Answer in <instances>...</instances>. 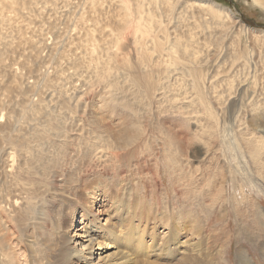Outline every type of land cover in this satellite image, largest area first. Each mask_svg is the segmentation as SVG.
Returning a JSON list of instances; mask_svg holds the SVG:
<instances>
[{"label": "rangeland", "instance_id": "obj_1", "mask_svg": "<svg viewBox=\"0 0 264 264\" xmlns=\"http://www.w3.org/2000/svg\"><path fill=\"white\" fill-rule=\"evenodd\" d=\"M114 1L0 0V54H3L0 58L4 59L0 63V133H10L14 140L7 143L4 151H0L2 158L9 157L11 153L14 160V166L7 176L13 181L7 187L3 183L4 192L0 194L6 209L1 214L4 216L5 230H0V242L5 246L8 264H37L31 254L36 247L42 259L40 264H61L62 250L77 248L75 242L64 243L65 236L71 238L76 232L73 230L74 217H78L77 213L74 215L75 207L83 206L73 196H65L49 185L42 186L41 190L62 196L57 205L50 207L45 225L39 224L41 222L37 220V215L29 216L20 209L23 193L33 191V187L27 176L16 173L17 164L25 156L17 144L26 140L30 147H34L37 141L32 133L45 123L46 117L54 123V118L58 123L60 119L67 129L65 140L69 141L70 154L76 152L74 148L81 150L87 140L86 133H95L96 125H107L111 130L122 133L129 128V124L140 126L143 135L134 146L122 152L131 153L132 158L122 163L121 167L123 170L130 169L126 173V182H123L126 191L128 187L131 189L130 205L134 203L133 194L139 191L146 195L150 207L148 223L145 222L147 219L143 220V226L136 217H132L135 219L131 223L138 225L135 230L142 233L145 241L137 249L141 250L146 245L144 251H149L160 246L159 261L175 264L173 256L167 253L171 239L175 240L180 235L181 240L196 241L188 231L191 225L190 228L197 233H201V227L206 233L202 245L207 248L204 249L207 263L264 264V218L259 215L258 209V205L264 209V190L258 191L240 175L241 169L247 167L244 165L248 162L247 154L242 159L238 148L232 154L226 149L227 143L220 145L208 135L209 127L214 132V124L201 110L203 107L198 103L192 76L188 74V69L193 67L201 72L199 86L207 99L206 103L218 115V123L224 114L230 118L226 142L236 141L241 146L240 134L247 128L253 131L250 121L252 114L264 126V7L254 4L253 0H198L216 4L215 8H223L228 16L220 12L218 20L211 19L195 6L190 8L189 3L198 1L181 0V6L168 18L167 4L151 0L144 7L151 9L152 6L157 19L162 20L166 27L167 34L157 26L152 27L148 34H140L136 31L137 15L132 1V21L126 25H123L117 1ZM81 16H85L83 21ZM136 37L147 48L150 60L142 61V49L135 43ZM177 37L184 45V52L180 54L181 59L171 63L169 49ZM153 39H157L159 48L163 49H154ZM91 44L94 45L90 47ZM93 46L95 51L90 53ZM167 129L175 132L176 137H168ZM111 130L108 133H112ZM129 131L131 129L126 133L130 134ZM215 141V147L209 149ZM42 146L50 148L49 145ZM101 154L102 163H107L108 170H111L109 155L106 152ZM141 156L144 162L138 166L136 162ZM170 156H175L176 161ZM66 160L67 157L63 156L62 162ZM96 164L92 162L90 166L95 167ZM178 169L182 170L181 174ZM187 174L189 177H186ZM106 176L103 175L102 179ZM251 176L254 182L261 181V177L254 172ZM88 180H95L92 183L97 184L100 176L93 172ZM116 180L117 177L112 178L114 184ZM107 186L109 193H112V188L110 190V186ZM239 189H243V197L238 194ZM75 194L85 198L83 190ZM102 195H105V191ZM184 206H188L195 215L175 224L172 218ZM94 207V211L99 208ZM102 210L100 207L99 211ZM8 212H12L11 216ZM69 212L71 219L68 218ZM159 217L166 224L163 220L159 222ZM194 222L200 230H197L199 228ZM132 224L127 223L126 230H130ZM73 239L79 242L74 237L70 241ZM168 240L169 245L166 243ZM98 242L101 245L92 255L93 261H97V253L102 251L101 247L105 244L100 237ZM133 243L126 247H130L132 257L135 256ZM112 252L113 248H108L100 255ZM147 254L145 252L143 256L147 261L155 259L154 254ZM74 260L63 263L72 264Z\"/></svg>", "mask_w": 264, "mask_h": 264}, {"label": "bare ground", "instance_id": "obj_2", "mask_svg": "<svg viewBox=\"0 0 264 264\" xmlns=\"http://www.w3.org/2000/svg\"><path fill=\"white\" fill-rule=\"evenodd\" d=\"M115 1H117V5L120 8V12H122L123 25H126V24L130 23V21H132L131 6L133 5V9L136 11V15H137V30L136 31L140 34H148L149 31H151L152 27H154V26H157V28H159V30H161L162 32L167 34L166 27H164V25L162 24L163 23L162 20L157 19L156 13H154L152 11L153 10L152 6H151V9L145 8L146 7L145 4L148 3V1H150V3L152 1H154V2L161 1V3L167 4L168 9H169V13L166 16L168 18L173 13H175L176 10H178L179 6H181V4H182L181 0H152V1L151 0H115ZM130 1H132V5H131ZM196 1H198V0H196ZM253 3L256 5H259V7H264V1L263 0H253ZM93 5H94V3H93ZM189 5H191L190 8L195 6L197 9H201L202 11H204L205 14L209 15L211 17V19L216 18L219 20L220 12L226 13L223 8H221V7L215 8V6H217L216 4H212V3L207 2V1H198V2L194 1V2L189 3ZM83 15L84 14H82V16ZM222 15L228 16L227 13L222 14ZM82 16H81V18H82ZM84 18H85V16L81 20L83 21ZM222 18H224V16ZM171 19H172V17H171ZM222 21H224V20H222ZM169 22H170V20H169ZM26 39H28V38H26ZM135 43H137L138 47H141V49H142V53H141L142 61L148 60L150 57V54L148 52H146L147 48H145L143 46V44L140 43L139 37H136ZM153 43H154V49H163V47L159 48V46H158L159 42L157 41V39L156 40L153 39ZM92 45H94V44H91L90 47H92ZM183 47H184V45H183L182 41L177 37L176 41H174L173 44L171 45V49H169V55H170L169 60L171 63H175L176 61H178V59H181L180 54L184 52ZM88 49H89V47H88ZM88 49H87V51H88ZM90 50H91L90 53H92V50L95 51L94 46H93V49L90 48ZM0 55L2 56L3 54H0ZM3 60L4 59L1 60V58H0V63H3ZM91 63L92 62L90 61L89 64H91ZM89 66H87V68H89ZM89 70H90V68H89ZM199 73H201V72H198V69H195L194 67L191 68L190 70L188 69V74L190 76H192L191 81H192V85L195 89V94L198 97V103H199V105H201L203 107L201 110H203V112L207 114V116L210 118L211 122L214 124L212 126L214 128V132L211 131L212 128L209 127L208 135L210 134V136L212 138H215L220 143V145L222 143H224V145L227 143L225 145L226 149H228V151H230L231 153L232 152L235 153V150L237 151V148H238V151H240L239 156H241L242 159H245V154H247L248 162L244 163V165H247V167L245 169H241L240 175H242L241 177L244 178L245 182H248L249 184H253L254 187L258 191L264 190V187L260 186V185L264 184V126H263V124L261 125V123H258L259 118H257V116L252 114L250 121H251L253 131H250V129L247 128L245 131H243L240 134V138H241L240 142H242L241 146H239L240 144L238 145V143L236 141L235 142L231 141V143L228 141L226 142V138H227L226 136L228 135L227 123L230 120V118H228L229 117L228 115L225 116V114H224L222 117V120L220 119L221 121H219V123H218V121H217V120H219L218 115L214 111V108L212 107L213 109H211L209 107V105L207 104L208 102L206 103L207 99L203 96V94L201 92L202 89L199 86V81H200L201 77H200ZM149 75L151 76L152 74H149ZM149 75H148V77L150 78ZM148 77H146V79H148ZM35 85H36V83H35ZM226 87H228V86H226ZM217 98H219V97H217ZM218 101H219V99H218ZM219 102L216 101L217 104H221ZM195 104L197 105V103H195ZM191 105L192 104H189V106H191ZM221 106L223 107V105H221ZM257 108H259V107H257ZM191 110H193V109H191ZM225 110L226 109L224 108L223 111H225ZM187 113H189L188 110H187ZM21 116H22V114H21ZM22 118H23V116H22ZM53 120L57 121V118H54ZM56 121L54 123L52 121V119L46 117L45 123L42 126H40L39 128L34 129V132L32 133V135H33V139L35 141H37V143H35L34 147L33 146L30 147L27 144V142H25L26 140L21 141V143L17 144V146L19 147V150L21 151V154H25V156H24V158H22L20 160V163L17 164L16 168H17L18 172H16V173L21 175V176H27L29 178V184L31 185V187H33V191H31V192H28V191L24 192L23 191L24 192L23 196H22L23 203L20 204V205H22L21 206L22 208H20V209L24 210V212L26 214H28L29 216L37 215V220H39V222H41L39 224H41V225L46 224V221H47V218H48V215L50 212L49 209L52 208L51 206L57 205L58 204L57 201H61L60 197H62V196L57 197L58 195L56 193H54L53 191H52V193H53V195H52V194H50L49 191L48 192H47V190L45 191V189L41 190L43 185L44 186L49 185V187L51 186L50 188H52V189L55 188L56 190L63 192L65 194V196H68V195L73 196L75 199H77L83 205L81 207L76 206L75 210H74V215L77 213L78 217H76V218L74 217L75 221L73 222V224L75 226L73 225V230L76 232H79V233L75 232L73 235L70 236L71 238H73V237L78 238L79 242L75 241V239L70 241L71 238H69L68 236L64 237V243L65 244H67L68 242H70V243L75 242V245H77V248L76 247H71V248L67 247V248L62 250V259H63L64 263H69L72 259H76L71 263L72 264H78V263L79 264H165L166 262L162 263L159 261L160 260L158 257L160 255L159 250L162 249V248H159V250H158V247H160V246L157 245L158 247H153L149 251L148 250L144 251L146 245H144L143 249H141V250L137 249V246L139 244H142V243L144 244L145 241L143 240L142 233L135 230L137 228V227L135 228V226L137 224L133 225L131 223L132 219H135L132 217H136L137 221H139L140 225H142L141 222L143 220L147 219V220H145V222L148 221L147 216L149 215L148 212H149L150 207L148 206V204H147L148 202L145 199L146 195H144L142 192H139V191H135V194H133L134 195V203L131 206L130 202L132 200L131 201L129 200L130 196H132L131 189L128 187L129 190L126 191L125 186L123 187V185H125V183H123V182L125 180H127V177H128L126 175V173H128L130 171V169L129 170L128 169L123 170L121 168L122 163H126L127 160H130L132 158V154L131 153H122V152L129 149L130 147L134 146L141 139V137L143 135V131L141 132L140 126H138V125L132 126L133 124H129L130 125L129 128H125L123 133H122V132H120V130H118V131H115L113 129L111 130L107 125H105L104 127H99L96 125L95 133H92L90 135H87V133H86L87 140L85 141V145L81 148V150L74 148V150L76 152H73L72 154H70L69 153L70 151L68 152V149L70 148V146L68 145L69 141L65 140V137L68 134L67 129H65L64 126H62L60 119H59V123H58V121L57 122ZM24 122H25V120H24ZM99 122L104 123V121H102V120H99ZM241 126L242 125H240V127ZM243 126H245V125H243ZM261 126H263V129H261ZM1 128H2V124H0V130H1ZM129 129H131V131H129L130 134H127L126 132ZM109 130H111L112 133H108ZM167 130H168L167 131L168 137H170L172 139L174 137H176L175 132H172L169 129H167ZM86 132H87V130H86ZM165 133H166V131H165ZM231 133H232V131H231ZM9 134L3 133V135H2L0 133V151H4V147L7 145V143H11L14 141L12 136ZM160 134H163V133H160ZM30 135H31V132H30ZM164 136H166V135H164ZM210 136H209V138H210ZM246 136H249V137L247 138ZM233 137H234V131H233ZM54 138H56V140ZM238 139H239V137H238ZM208 142L211 143L210 140ZM77 144H78V142H77ZM212 144L213 145H210L212 147L209 146V149L215 147L216 141L212 142ZM233 144L237 145V146L234 147ZM42 145H49V147L51 149L47 148V147L44 148ZM74 145H73V147H76ZM33 151H34V153H32ZM165 151H166V149H165ZM167 151H169V148ZM171 151H172V149H171ZM101 152H106L109 155L110 166H111L110 169L111 170H108V166H107L108 164L107 163H106V165L102 163L101 156L103 154H101ZM99 153L101 154V156L99 155ZM234 153H232V154H234ZM0 154H1V152H0ZM170 154H172V153H170ZM175 154H177V153L175 152ZM104 155H106V154H104ZM108 155H107V157H108ZM8 156L9 157H6V158H2V156H0V194H2V195L4 192L3 191L4 190L3 189V183H4L5 187H7L8 183L11 181L7 178V176H8L9 171H11L13 166H14V160L12 157L13 154L9 153ZM63 156L67 157V160H70V161L67 162V160H66V162L63 163L62 162ZM73 157H75V158H73ZM214 157L215 156H213V158ZM171 158L173 159V161H176L175 156H172ZM215 158H217V157H215ZM155 161H157V160H155ZM92 162H97L95 167L90 166V164ZM142 162H144V159L141 156V159H139V160L137 159L136 163L139 166ZM155 164H156V162H155ZM162 164H163V161H162ZM179 164H180V162H179ZM88 167H90L89 170H87ZM165 167H167V166H165ZM217 167H218V165H217ZM84 168H86V169L84 170ZM252 168L255 169L253 172L257 176L261 177V181H260L261 183L260 182L259 183L254 182V179L251 176V174L253 173ZM179 169H178V173L181 174L182 170L180 171ZM250 170H251V174H250ZM93 172H97L98 175L100 176V181H98L97 184L92 183V181H95V180H92V181L88 180V177L91 176V173H93ZM219 172H220V170H219ZM238 173H240V171ZM17 174H16V177H17ZM103 175L104 176L107 175L108 179H107V176H106V178L102 179ZM169 175L171 176L170 172H169ZM187 176L189 177L188 174L186 175V177ZM113 177L118 178V180H116L115 184L112 181ZM6 178H7V180H5ZM9 178L12 179L11 177H9ZM18 178H20V177L18 176ZM182 179H184V177ZM19 181H21V180H19ZM19 181H17V182H19ZM107 185L110 186V190L112 188V193L110 192L112 194V196L110 195V193L108 191ZM189 185H190V183H189ZM24 188H26V187H24ZM67 189H68V191H66ZM31 190H32V188H31ZM81 190L84 191L85 198L78 197L75 194L76 191L78 192ZM20 191L22 193V190H20ZM104 191H105V195H102V193L104 194ZM262 192H264V191H262ZM229 194H230V192H229ZM238 194L241 195V197H243V194H244L243 189H239ZM236 196H238V195H236ZM6 197H8V196H6ZM0 198H1V195H0ZM33 199H36V200L33 201ZM15 203H17V202H15ZM2 204H3V202L0 199V209L2 208V210H0V222L1 223L3 222L2 225L0 224V230H5V222L3 221L4 216H2L1 214H2V212L5 213L6 209L4 208V206ZM95 205L99 208L102 207L103 210L100 212L99 208H98V209H96V211H94ZM107 206H109V207L106 208ZM260 206L258 205L259 215L264 218V209L259 208ZM7 207H8V205H7ZM11 207H12V205H11ZM189 209L190 208L187 206L181 210H177L176 217L172 218L175 220L173 222L175 224H177L181 220H185L187 218L194 217L195 213ZM105 212H107V213H105ZM8 213H9V216H11L10 214L12 212L11 213L8 212ZM15 213H16V211H15ZM160 217H159V222L161 220H163V219L160 220ZM68 218L69 219L72 218L71 212L68 213ZM150 219H151V217H150ZM145 222L143 224H145ZM165 222L166 221H164V224H166ZM167 222H168V220H167ZM187 222H190V221L188 220ZM127 223L129 225L132 224L130 230H126L127 229L126 228ZM191 223L193 224V222H191ZM195 224H197V223H195ZM199 224H201V223H199ZM71 225H69V226H71ZM190 226L188 227V231L191 234V236H193V235L195 236L196 241L190 240L191 242H189V240L187 241L185 238H184V240H181L179 238V236H180L179 233H178L179 236H177V234L174 233V234H176V236L178 238H176L175 240L171 239L172 242L170 243V247H169L170 250L167 253L170 254L171 256H173V261L175 264H210V263H207V258H206L207 255H206V252L204 251V249H207V248H206V246L204 247L202 245L203 240L206 237L205 231H203V228L201 227V229L204 233H202V231H201V233L200 232L197 233L198 231L192 230L190 228ZM192 226H194V224ZM196 226L198 227L199 225L197 224ZM165 227H167V226H165ZM177 227H175V229ZM198 228L199 229H197V230H200V227H198ZM168 229H169V227L167 228V230ZM206 230H208V229H206ZM166 232H169V231H166ZM167 235L171 236L168 233H167ZM182 235H184V234H182ZM176 236H174V237H176ZM207 236H208V234H207ZM98 237L103 238L105 244L102 245V247H101L102 251H99V253H97V254H99L97 257V261H93L92 255L97 252V251L95 252V250L98 248V246L101 245L98 242ZM169 239H170V237H169ZM166 240H167V238H166ZM169 241L170 240H168V242H166L167 245H169L168 244ZM131 242H134L133 246L135 248V251L133 252L135 254V256H133V257L130 254V247L126 248L127 246H130ZM208 244L210 245L209 242H208ZM172 245H173V247H171ZM108 248H113V252L110 253L109 255L108 254L100 255L101 252H106V250ZM172 251H174L173 254H171ZM145 252H146V254H147V252L154 254L155 259H153L151 261H147V259H144ZM150 253H148V254H150ZM31 254H33L32 256L34 258L33 260L35 261V263L37 262V264H40V261L42 259H41L40 251H39L38 247H36L34 250H31ZM112 255H114V257H115V259H113V260H112ZM39 257H40V259H39ZM60 262H61V264H64L61 259H60ZM0 264H8L6 253H5V246L1 242H0Z\"/></svg>", "mask_w": 264, "mask_h": 264}]
</instances>
